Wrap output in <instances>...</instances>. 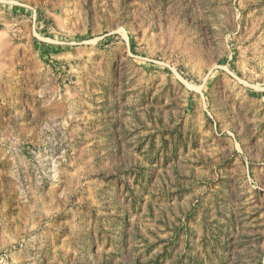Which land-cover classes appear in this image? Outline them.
<instances>
[{
    "label": "rangeland",
    "instance_id": "rangeland-1",
    "mask_svg": "<svg viewBox=\"0 0 264 264\" xmlns=\"http://www.w3.org/2000/svg\"><path fill=\"white\" fill-rule=\"evenodd\" d=\"M0 64V264H264V0H0Z\"/></svg>",
    "mask_w": 264,
    "mask_h": 264
},
{
    "label": "bare ground",
    "instance_id": "bare-ground-1",
    "mask_svg": "<svg viewBox=\"0 0 264 264\" xmlns=\"http://www.w3.org/2000/svg\"><path fill=\"white\" fill-rule=\"evenodd\" d=\"M4 31V30H3ZM5 56V55H4ZM0 66H2L1 64H0ZM4 66V65H3Z\"/></svg>",
    "mask_w": 264,
    "mask_h": 264
}]
</instances>
